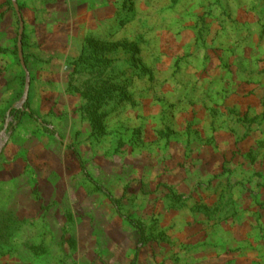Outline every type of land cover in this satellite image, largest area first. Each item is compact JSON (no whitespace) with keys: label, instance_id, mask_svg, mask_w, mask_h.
<instances>
[{"label":"rangeland","instance_id":"1","mask_svg":"<svg viewBox=\"0 0 264 264\" xmlns=\"http://www.w3.org/2000/svg\"><path fill=\"white\" fill-rule=\"evenodd\" d=\"M16 1L0 264H264V0Z\"/></svg>","mask_w":264,"mask_h":264},{"label":"water","instance_id":"2","mask_svg":"<svg viewBox=\"0 0 264 264\" xmlns=\"http://www.w3.org/2000/svg\"><path fill=\"white\" fill-rule=\"evenodd\" d=\"M13 4L15 7V10L18 14V17L20 19V31H19V42H18V49H19V59L21 62V65L23 67V69L25 70L27 76L29 77V71L25 62V58H24V54H23V45H22V38H23V33H24V22H23V18L20 12V8L17 4L16 0H13ZM29 87H30V80H28L27 82V87H26V91H25V99H27L28 94H29Z\"/></svg>","mask_w":264,"mask_h":264},{"label":"trees","instance_id":"3","mask_svg":"<svg viewBox=\"0 0 264 264\" xmlns=\"http://www.w3.org/2000/svg\"><path fill=\"white\" fill-rule=\"evenodd\" d=\"M24 114H25V112L22 111L21 109H19L18 111L15 112L14 115L16 116L17 121H20L23 118ZM98 189H102V188L100 186H98ZM136 227L138 228V231L141 235L142 241H145L146 234H145L144 228L141 225H136Z\"/></svg>","mask_w":264,"mask_h":264}]
</instances>
